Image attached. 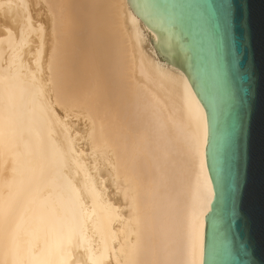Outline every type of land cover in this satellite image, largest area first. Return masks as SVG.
<instances>
[{
    "label": "bare ground",
    "instance_id": "bare-ground-1",
    "mask_svg": "<svg viewBox=\"0 0 264 264\" xmlns=\"http://www.w3.org/2000/svg\"><path fill=\"white\" fill-rule=\"evenodd\" d=\"M207 133L127 0H0V264H203Z\"/></svg>",
    "mask_w": 264,
    "mask_h": 264
},
{
    "label": "water",
    "instance_id": "water-1",
    "mask_svg": "<svg viewBox=\"0 0 264 264\" xmlns=\"http://www.w3.org/2000/svg\"><path fill=\"white\" fill-rule=\"evenodd\" d=\"M207 119L203 264H264V0H127Z\"/></svg>",
    "mask_w": 264,
    "mask_h": 264
}]
</instances>
